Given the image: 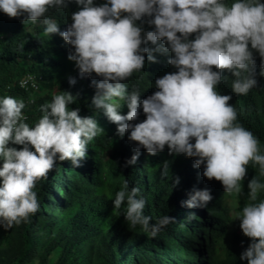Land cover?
Returning <instances> with one entry per match:
<instances>
[{
  "label": "clouds",
  "instance_id": "obj_1",
  "mask_svg": "<svg viewBox=\"0 0 264 264\" xmlns=\"http://www.w3.org/2000/svg\"><path fill=\"white\" fill-rule=\"evenodd\" d=\"M73 2L79 10L71 14L72 22L61 32L48 13L67 9ZM0 11L11 19L22 18L24 25L40 21L43 35L59 34L72 46L74 52L68 59L75 62L81 77L95 73L102 78L99 83L93 81L97 93L92 104L117 125L121 137L130 133L128 139L138 145L127 165L136 164L141 148L155 156L167 146L170 155L195 158L194 167L203 166V176L221 182L229 195H242L248 165L258 166L257 175L248 183L247 201L235 217L243 234L252 240L240 258L247 264H264V199L260 198L264 152L259 139L236 122L238 111L229 103L232 96L217 91L223 70L234 75L231 86L237 95H246L257 86L252 50L259 53L264 70L261 0L231 4L225 0H107L100 6H95L94 0H0ZM145 16H154L148 23L155 30L142 37L143 29L136 22ZM193 33L197 35L190 40ZM158 41L163 44L154 50L142 47ZM153 51H171L174 55L168 62L178 71L157 78L158 91L141 101L139 88L133 87L129 94L122 81L145 67V54L155 63ZM69 82L75 85L76 80L69 78ZM75 101L70 92L53 94L50 103L41 105L39 120L30 126L23 115V99L0 97V227L4 230L38 211L36 182L46 177L57 161L70 160L79 167L89 142L104 131L95 119L82 118L78 108H69ZM121 101L127 104V115L120 114ZM34 102L30 97L29 103ZM141 107L146 119L130 123L137 120ZM167 168L165 162L163 175ZM139 192L137 187L129 190L125 183L115 194L114 210L126 201L124 217L129 227L142 226L155 237L175 219L166 215L151 223L152 218L143 214L146 202L137 198ZM212 199L210 190H194L184 203L188 208L206 207Z\"/></svg>",
  "mask_w": 264,
  "mask_h": 264
},
{
  "label": "trees",
  "instance_id": "obj_2",
  "mask_svg": "<svg viewBox=\"0 0 264 264\" xmlns=\"http://www.w3.org/2000/svg\"><path fill=\"white\" fill-rule=\"evenodd\" d=\"M106 2L94 0V5ZM225 2L231 4L235 0ZM79 7L73 2L67 9H51L48 15L58 22L63 32L72 22L71 14ZM150 19L154 16H145L136 22L143 29L142 37L147 31L155 30V26L148 23ZM43 31L40 21L24 25L22 18L11 19L0 11V97L23 99L25 122L34 126L42 115L41 105L50 103L53 94L70 92L76 101L69 108H78L82 118L95 119L104 131L89 142L87 156L79 162V167L70 160L57 161L47 176L36 182L34 191L39 209L27 221L13 226L15 231L9 238L10 247L3 248L0 243V264H26L38 246L42 252L41 264H45L53 253L58 256L54 264H247L240 257L252 240L241 228L234 231L235 220L225 203L227 193L222 183L204 177L203 166L194 167L195 158L170 155L167 146L155 156L141 148L136 164L127 165L138 145L128 139L130 133L121 137L117 125L92 104L97 93L93 81L99 83L102 78L95 73L81 77L75 62L68 59L74 52L72 46L59 34L45 36ZM196 35L191 34L189 39L194 40ZM161 44L163 41L156 45L148 42L142 47L154 50ZM249 48L251 50L250 44ZM252 51L257 86L246 95H237L231 86L234 75L223 70L217 91L232 96L229 103L238 111L236 122L259 139L264 152V75H261L264 70L260 67L259 53ZM153 55L155 63L145 54V67L122 81L128 85L129 94L133 87L139 88L141 101L158 91L155 87L157 78L178 71L168 62L174 55L171 51L164 54L153 51ZM27 76L36 79V93L19 87L20 81ZM69 78L76 80L75 85L70 84ZM30 97L35 99L34 103H29ZM120 103L123 105L120 114L127 115V104ZM145 119L141 107L137 120L130 123ZM9 146L22 148L20 145ZM165 162H168V168L163 175ZM2 165L3 158H0V168ZM257 173L258 166L253 167L250 163L242 182L246 198L248 183ZM125 183L129 190L132 187L140 189L137 198L145 200L143 214L152 218L151 223L166 215L175 219L161 230V236V231L153 237L142 226L129 227L124 217L126 201L119 210H114L115 194ZM203 189L210 190L212 201L206 207L188 208L184 202L191 198L194 190ZM260 198L264 199V192ZM49 208L56 209V218L38 220L44 218L43 210L49 211Z\"/></svg>",
  "mask_w": 264,
  "mask_h": 264
},
{
  "label": "rangeland",
  "instance_id": "obj_3",
  "mask_svg": "<svg viewBox=\"0 0 264 264\" xmlns=\"http://www.w3.org/2000/svg\"><path fill=\"white\" fill-rule=\"evenodd\" d=\"M247 201V198H246V194L244 193L243 191V194L242 195H235V194H232V195H229L227 194L225 196V203L226 205L231 209L232 213H233V218L235 220V230H237L238 228V231L240 229V220L236 219L235 217V212L236 211H239L240 209L239 208H242L245 204V202ZM49 211L47 210H43V217H39L38 220L40 221H48L49 218H56V209L55 208H49L48 209ZM238 222V223H237ZM203 230L205 229V227L202 228ZM14 227H12L11 229L9 230H4L2 227H0V243H1V246L4 248V247H10L11 244H9V238H12L13 235H14ZM162 234V231L160 232V236ZM11 243H13V241H11ZM41 248L40 246L37 247V249L35 250V252L33 253V256L30 258V260L26 263V264H41ZM57 255L55 253H53L51 256H49L47 258V261L45 262V264H54L56 259H57ZM92 264H95V263H92Z\"/></svg>",
  "mask_w": 264,
  "mask_h": 264
},
{
  "label": "built area",
  "instance_id": "obj_4",
  "mask_svg": "<svg viewBox=\"0 0 264 264\" xmlns=\"http://www.w3.org/2000/svg\"><path fill=\"white\" fill-rule=\"evenodd\" d=\"M19 87L26 92L36 93L38 91V84L34 77L27 76L19 83Z\"/></svg>",
  "mask_w": 264,
  "mask_h": 264
}]
</instances>
